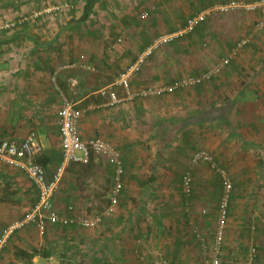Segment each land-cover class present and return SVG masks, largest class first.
Instances as JSON below:
<instances>
[{"label":"crops","instance_id":"crops-1","mask_svg":"<svg viewBox=\"0 0 264 264\" xmlns=\"http://www.w3.org/2000/svg\"><path fill=\"white\" fill-rule=\"evenodd\" d=\"M64 2H71L73 7L57 11L55 8ZM214 3L221 1L0 0V140L21 141L33 134L44 146L40 158L47 180L53 181L63 152L57 117L61 91L55 88L52 76L62 64L85 56L98 73L68 70L59 77L65 92H69L70 79L79 81L82 95L77 97L76 92L73 98L85 106L79 124L82 139L98 137L113 145L130 175L125 177V186L136 190L142 170L140 144L148 140L150 129L176 121H183L182 132L195 127L199 147L212 154L233 182L229 218L242 233L250 203L259 197L264 205V195H257L264 192V30L234 56L232 51L263 18L261 13L208 17L193 33L161 48L131 84L134 88L168 85L177 78L211 70L232 56L211 81L168 96L114 106L96 104L91 98L113 85L118 73L137 59L143 47L160 35L177 32L189 17ZM143 11L149 12L146 20L139 18ZM91 19L97 26L94 34L102 33L100 41L91 37ZM69 95L72 98V93ZM192 113L195 126L188 118ZM111 119L116 120L112 128ZM113 181L114 167L103 157L94 156L89 165L71 164L60 182L55 207L67 218L93 217L108 206ZM38 200L39 190L28 177L0 162V233L23 220ZM236 204L239 211L234 217ZM137 208L122 195L112 230L107 220L108 225L99 230L50 225L41 235L34 224H29L12 235L0 254V264H150L146 252H141L144 260L137 253L141 246L133 245L131 232L121 230L120 215H130ZM263 218L253 220L252 233L258 239L261 236L256 232L264 230ZM238 234L230 237L236 239L235 245L241 239ZM35 251L49 256L26 259L18 253ZM253 264H264V249L259 250Z\"/></svg>","mask_w":264,"mask_h":264},{"label":"built area","instance_id":"built-area-1","mask_svg":"<svg viewBox=\"0 0 264 264\" xmlns=\"http://www.w3.org/2000/svg\"><path fill=\"white\" fill-rule=\"evenodd\" d=\"M72 7L73 4L71 2H64L55 9L57 11H63L64 9ZM235 11H242L245 13L259 12L263 15V19L255 23L253 31L248 34V36L237 42L232 51V55L234 56L239 51L249 46L257 33L264 30V0L255 2L232 0L227 3L216 4L190 17L186 24L177 32L173 34H163L155 38L151 44L139 54L137 60L117 77L116 82L110 87L100 90L99 95L108 100V105L114 106L122 102H134L142 99L168 96L179 90L191 89L211 81L231 62L232 56L223 58L211 70L196 76L177 78L168 85L148 86L139 89H133L131 85L132 78L141 71L148 59L154 56L161 48L171 44L178 38L191 34L195 28L206 21L208 17L225 15ZM148 16L149 12L143 11L140 13L139 18L144 20L147 19ZM120 40L121 39L118 41L120 42ZM68 70L85 71L93 74L98 73L97 68L87 62L86 58L82 56L80 60L59 66L52 76V82L55 88L61 91V106L57 112V117L63 152V159L54 180L51 182L47 180L45 167L38 161L44 152V146L37 141L33 134L21 141L14 139L0 140V162L22 171L39 190V200L33 210L23 220L12 223L0 233V254L15 231L29 224H34L41 235L46 233L50 225H75L83 229L91 230L98 228L102 222V218L112 215L118 207L120 195L125 187L124 176L126 171L123 159L120 152L102 138L82 139L79 132V124L83 112L78 108L79 103L73 98V95L79 88V81L76 78L69 80V92L62 90L59 84V77ZM118 90L123 92L122 95L118 93ZM69 93H72V98ZM94 156L105 158L107 162L114 167L113 186L108 196L109 204L103 209L101 215L67 218L58 212L54 203L63 175L71 164L89 165ZM200 162H205L210 165L212 170L219 175L223 185V193L217 215L215 238L209 250L211 254L208 255L204 261L205 264H222L221 253L226 240L234 185L227 171L218 166L209 151L200 150L193 155L192 164L198 165ZM183 188L185 195L187 197L191 196L192 177L189 172L183 180ZM202 213L207 214V211L203 210ZM261 223L264 226V218L261 219ZM193 233L200 240L202 249L205 254H207L208 247L199 228L195 227ZM257 256L258 246L252 244L249 247L248 258L245 264H253ZM141 258L142 260L145 259L143 256ZM161 263L162 262H157V264Z\"/></svg>","mask_w":264,"mask_h":264},{"label":"rangeland","instance_id":"rangeland-1","mask_svg":"<svg viewBox=\"0 0 264 264\" xmlns=\"http://www.w3.org/2000/svg\"><path fill=\"white\" fill-rule=\"evenodd\" d=\"M95 103L99 104L107 102L96 96ZM188 118L193 120L190 121V124L195 122L193 119V113ZM115 122L116 120H110L111 128ZM182 122H162L163 127L156 126V128H151V134L148 135L149 140L140 144L142 149L140 154L143 155L140 168L146 174V171L150 170V164L156 157H158L159 159L156 165V177L158 180L155 189L151 192V196L149 197L148 204L145 208L144 215H146V219L140 221L137 233L132 234L131 232L129 234L132 235L131 240L133 245L135 246L136 244L137 246H141L142 248L139 249L146 252L151 262L150 264H152L155 259L159 260L161 256L172 250L171 248L176 242V237L188 242V246L185 247L183 254H181L182 257L178 264H202L208 255L211 254L209 250L213 245L215 238L217 223L216 206L219 202V197L216 195L218 179L213 172L210 171L208 166L203 165L196 169V182L198 187L195 190L196 196L189 198L186 205H182L181 203V174L190 167L191 154L195 150L203 149L202 147H199L197 142L195 127L191 129L192 140L189 143H187L188 140H182V136H179L180 133H183ZM193 126H195V123ZM189 144H192L190 149L188 148ZM181 145H183L182 149H180ZM138 188H140V186H138ZM257 195H264V192H259ZM258 198L259 197H255L254 201H252L250 206L248 205L249 207L246 209L244 218L245 223L243 224L244 228L241 229L242 233L240 232V229L236 228V223L231 219L229 220L225 245L221 253L222 264H245L249 247L252 244L258 246V252L259 250L263 251L264 230L256 232L258 233V236H261L260 239L252 233V231H254L252 226L254 227L255 225L253 220H258L257 218L261 215L264 216V205L263 202L261 203V199ZM207 199H213L214 202L211 201V204L206 206L204 202ZM165 204L169 208L171 206L173 207L172 212L175 211L173 215H169L168 210H166V215L160 221V218L154 216H158L161 206H165ZM234 208L236 210V214H234L235 217L239 211V206L236 204ZM204 209H207V212L209 213L207 217L202 213ZM183 214H185V217ZM195 227L199 228L202 236L205 238L208 247L207 254H205L200 245H197V238L192 236ZM256 227L258 228L257 225ZM232 233L234 235L241 234L239 245H235L236 239L230 238ZM141 234H144V236H141ZM137 235L141 238L140 241L135 238ZM112 248L115 250L113 246ZM135 249L136 248L134 247L133 254L134 256H137ZM230 252H232V254ZM130 257H132V255Z\"/></svg>","mask_w":264,"mask_h":264},{"label":"trees","instance_id":"trees-1","mask_svg":"<svg viewBox=\"0 0 264 264\" xmlns=\"http://www.w3.org/2000/svg\"><path fill=\"white\" fill-rule=\"evenodd\" d=\"M221 3H227V2H230L232 0H220ZM240 1H246V2H255V1H258V0H240ZM219 3V4H221ZM216 5V3L212 4L210 7ZM190 18V17H189ZM188 18V19H189ZM146 20V19H144ZM91 26H92V30L90 31L91 32V37H93V39L95 40H98L100 41L99 39L100 38H103L102 36V33H101V36L97 35V34H94V31H93V28H97L96 24L93 23V20L91 19ZM193 33V32H192ZM179 39V38H178ZM177 40V39H176ZM174 42H172L173 44ZM170 45V44H169ZM149 46V45H148ZM147 46V47H148ZM147 47H143L141 52L142 53ZM139 53V54H140ZM80 56V57H79ZM139 56V55H138ZM81 55H78V58L76 60H80L81 59ZM85 57V56H84ZM86 58V57H85ZM138 58V57H137ZM87 59V58H86ZM150 59V58H149ZM148 59V60H149ZM74 59V61H76ZM89 60V59H87ZM137 59L134 60V62L136 61ZM91 62V61H90ZM89 62V63H90ZM133 62V63H134ZM131 65V64H130ZM129 65V66H130ZM94 66V65H93ZM128 66V67H129ZM96 67V66H94ZM98 70V69H97ZM126 70V69H125ZM124 70V71H125ZM142 70V69H141ZM123 71V72H124ZM121 72V73H123ZM121 73H118L119 75ZM111 82V81H110ZM132 85V84H131ZM148 87V86H147ZM133 89H139V88H142V87H139V88H134L132 86ZM195 88V87H194ZM187 90V89H186ZM80 95V92L79 90H77V97ZM82 95V94H81ZM80 95V96H81ZM76 97V98H77ZM98 98H102L100 95H97ZM92 100H95L94 102H96V96L93 95L91 96ZM90 98V99H91ZM104 99V98H103ZM102 99V100H103ZM107 103H108V100L107 99H104ZM142 100H146V99H142ZM139 101V100H137ZM106 103V104H107ZM85 106H80L79 105V109L82 110V112L84 113V108ZM195 119V118H194ZM190 128V127H189ZM186 128L185 129V132H183L182 134H180L179 136H182V140L183 141H187V143H189L192 139H191V129L192 128ZM145 132V131H144ZM151 134L150 132H148V135ZM147 139L149 140V137L147 136ZM192 146V144H189L188 148L190 149ZM183 148V145L180 146V149ZM194 150V149H193ZM200 150H203V149H199V150H195L192 154H191V157H190V167L188 169H186L185 171L182 172L181 174V177H180V188H181V203L182 205H186L187 204V200L189 198H193V196H196V192L195 190L198 188L197 187V182H196V169H198L199 167L205 165V166H208V168L210 169L211 172H213V174L217 177L218 179V185L216 188V195L219 197V202H218V205L216 206L217 207V215H218V211H219V204H220V200H221V197H222V193H223V185H222V182H221V179L219 177V175L217 173H215L212 168L210 167V165H208L207 163L205 162H200L198 165H193L192 164V157L193 155L200 151ZM207 151V150H206ZM172 153V152H171ZM158 157H156L153 162L150 164L151 167H150V170L149 171H146V174L141 170V175H139L140 179L138 182V186H140V188L136 189V190H130V187H124V189L122 190V193L120 195V199L122 197V195L125 197V198H129L130 200L133 201V203L136 205L137 210H135L134 212L131 211V214L130 215H127L125 214L124 212L122 213V215H120L121 217V222H120V225L122 226L121 230L124 232V233H129V232H132V233H137V231L139 230V224L140 222L139 221H142L144 219H146V215H144L145 213V206L148 204V199L149 197L151 196V192L153 191V189H155L156 185H157V180L158 178L156 177V170H157V163H158ZM39 163L43 165V161L42 159L40 158L39 160ZM44 166V165H43ZM129 171V169H128ZM190 173L191 174V177H192V194L191 196L187 197L184 193V188H183V180L185 178V176L187 175V173ZM130 177L129 173L125 174L124 176V184H125V177ZM128 180V179H127ZM136 180H135V183H137ZM113 186V185H112ZM142 187V189H141ZM112 188V187H111ZM158 188V187H157ZM111 190V189H110ZM110 192V191H109ZM211 201L214 202V200H210V199H207L204 204L206 206H208L209 204H211ZM120 202V201H119ZM231 208V207H230ZM172 209L173 207L171 206L170 208L165 204V206H161L160 208V211L158 212V216H154V217H158L160 218V221L163 219V217L166 215V210H168V213L169 215H173L174 211L172 212ZM207 211V209H204ZM103 212V210L99 211L96 215H101ZM115 212V211H114ZM114 212L112 215H110L109 217H103L102 218V222L100 224V226L98 228H96L97 230H99L100 228H104L103 226L105 225H108V223L106 222L107 220L111 222L112 226H110L111 230H112V227H114V221L112 220L113 216H114ZM155 212V211H154ZM156 215V214H155ZM184 217H185V214H183ZM205 217H207L209 215V213L207 212V214H203ZM114 219V218H113ZM150 219V218H149ZM230 219V218H229ZM159 221V222H160ZM229 223V222H228ZM62 226V225H61ZM228 228V227H227ZM61 229V228H60ZM96 231V230H95ZM227 235V234H226ZM141 236H144V234H141ZM192 236L194 238H197L196 235L192 232ZM138 241H140L141 238H139V236L137 235L135 237ZM176 242L174 243V246L171 248L172 250H170L168 253H166L165 255L161 256L160 257V260L158 262H162L161 264H178L181 260V254H183L184 250H185V247L188 246V242L185 241L184 239H181L179 237H176ZM197 245H200L201 246V242L200 240L197 238ZM225 245V244H224ZM140 247V246H139ZM138 247V248H139ZM142 248V247H140ZM224 249V247H223ZM120 252L123 253V251L120 250ZM142 252V249H139L137 251V253H141ZM19 255H23L24 258L26 259H32L33 257L39 255L41 257H44V258H47V256H49L46 252H41V251H35L34 253L30 254V253H26V252H18ZM118 253V251H117ZM116 254V253H115ZM124 254V253H123ZM144 254L141 253L140 256H143ZM206 256V255H205ZM207 257V256H206ZM205 261V260H204ZM202 262V264H205V262Z\"/></svg>","mask_w":264,"mask_h":264}]
</instances>
